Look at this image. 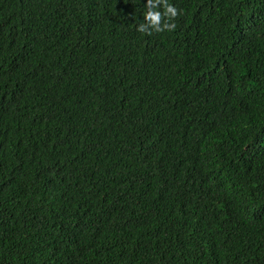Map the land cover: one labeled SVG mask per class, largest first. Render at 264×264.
<instances>
[{
    "label": "trees",
    "instance_id": "16d2710c",
    "mask_svg": "<svg viewBox=\"0 0 264 264\" xmlns=\"http://www.w3.org/2000/svg\"><path fill=\"white\" fill-rule=\"evenodd\" d=\"M167 2L0 0V264H264V0Z\"/></svg>",
    "mask_w": 264,
    "mask_h": 264
},
{
    "label": "clouds",
    "instance_id": "9594fccd",
    "mask_svg": "<svg viewBox=\"0 0 264 264\" xmlns=\"http://www.w3.org/2000/svg\"><path fill=\"white\" fill-rule=\"evenodd\" d=\"M163 4V12L159 9L158 5ZM147 11L144 13L146 23H141L138 26L140 32H150L151 30L163 31L164 29L172 30L176 24L172 18L176 17L178 13L177 7L167 0H147ZM162 17H166L163 24L161 23ZM172 20V22H169Z\"/></svg>",
    "mask_w": 264,
    "mask_h": 264
}]
</instances>
